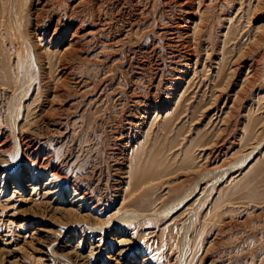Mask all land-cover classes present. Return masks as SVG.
Instances as JSON below:
<instances>
[{"label": "rangeland", "instance_id": "obj_1", "mask_svg": "<svg viewBox=\"0 0 264 264\" xmlns=\"http://www.w3.org/2000/svg\"><path fill=\"white\" fill-rule=\"evenodd\" d=\"M0 264H264V0H0Z\"/></svg>", "mask_w": 264, "mask_h": 264}]
</instances>
